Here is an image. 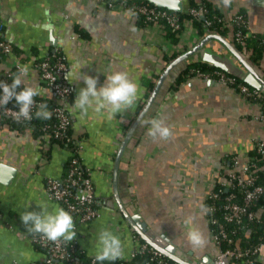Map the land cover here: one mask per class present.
Returning <instances> with one entry per match:
<instances>
[{"label":"crops","instance_id":"1","mask_svg":"<svg viewBox=\"0 0 264 264\" xmlns=\"http://www.w3.org/2000/svg\"><path fill=\"white\" fill-rule=\"evenodd\" d=\"M212 1L226 18L244 12L249 31L264 34V0H231L228 6L223 0ZM0 19L14 48L8 61L19 60L29 68L24 86L37 87L42 92L39 96L53 97L32 63L55 47L68 63L67 74L73 70L68 80L74 92L67 108L74 134L81 136L80 154L90 170L100 212L86 223L73 217L74 241L89 256H95L99 233L108 230L121 241L118 259H129L139 242L116 201L113 181L119 148L137 118V107L146 98L144 78L160 76L171 53L191 50L211 32L199 34L188 23L174 45L164 29L141 24L130 11L109 7L102 0H0ZM214 33L235 45L230 28ZM243 51L247 59L249 54ZM224 56L240 64L219 40L210 39L171 71L159 100L129 140L119 167L118 188L124 206L159 237L169 238L176 254L194 264L211 261L218 251L205 209L212 179L233 154L245 160L254 140L264 132V122L256 118L260 105L233 87L194 75L170 88L189 62L214 64L212 59ZM255 69L264 78V53ZM116 71L126 73L139 86L130 109L113 116L92 108L86 114L72 109L79 89L86 86L83 75L97 78L100 87L106 76ZM76 73L81 74L79 80H74ZM153 119H162L170 129L168 140L154 141L148 136ZM43 147L44 140L35 137L29 125L5 122L0 126V264H42L46 258L35 246L20 213L27 208L42 211L39 204L48 212L63 208L48 198L46 184L48 178L63 176L69 152L55 144L47 159ZM186 218L204 233L207 243L203 248L193 249L187 241Z\"/></svg>","mask_w":264,"mask_h":264},{"label":"built area","instance_id":"2","mask_svg":"<svg viewBox=\"0 0 264 264\" xmlns=\"http://www.w3.org/2000/svg\"><path fill=\"white\" fill-rule=\"evenodd\" d=\"M102 1H105L109 7L128 10L135 16H143L148 23L155 24L162 29L167 25L177 29L181 27L178 12L155 4L134 1L131 5L126 6V4L124 5V0L120 4H115L114 0ZM205 10L203 5L198 8H192L191 6L189 8V12L194 16H200L201 18L204 16L203 20L206 26H211L217 21L218 27L215 31L218 32L230 28L235 42L240 44L245 42L246 36L250 34V31L247 27L248 21L244 12H237L231 18H226L223 15L213 19L205 16ZM188 23L192 24L190 20L184 22L185 25ZM57 50L60 51L55 47V51ZM0 51L5 55V59L0 61V71L11 75L13 68L18 73V66L26 67L19 60L16 62L8 61L13 55L14 48L13 44L4 35L3 23L0 25ZM246 53L249 54V51L246 50ZM32 65L38 71L40 79L52 91L55 104L47 107L51 115L55 114L58 117L59 128L56 132L58 134L65 132L72 124L67 106L69 97L74 92L66 76L68 63L63 58V55L54 54V59L44 57L34 61ZM197 74L205 79H214L219 83L233 87L244 97L257 103L264 95L263 89L241 82L235 75L229 74L224 70L198 71ZM34 100L35 104L32 108L33 118L35 116L34 113L38 110V105L44 104L41 100ZM17 110L18 106H13L10 103L7 106L0 107V126L5 122L27 123L33 119L30 121L23 119L17 121L15 119ZM256 118L264 122V111H260ZM50 136L49 133L41 135L40 138L44 140L43 150L49 149ZM81 149L82 142L80 139L76 151L71 157L70 170L67 177L65 179L62 177L58 179L48 178L46 192L49 199L58 202L80 222L86 223L99 217L100 212L97 207L95 185L91 176L85 174L86 172L90 173V170L83 162L80 154ZM252 149H256L258 156L248 154L246 159L242 161L241 155L233 154L224 160L223 168L217 170L215 177L211 181L212 186L206 196V198L211 199V203L206 205L205 209L212 240L217 245L218 251L210 262L198 260L195 264H238L237 261L244 257L247 259V264H264V235L259 245L247 248L242 247L240 236L243 230L249 232L245 228L247 221L260 220L264 213V207L259 205L264 198V182H257L260 174H264V137L256 138ZM216 187L217 189H214ZM234 187L242 189L240 199H237V193L232 190ZM224 190L229 193L221 199ZM218 200L223 201L221 206L223 211L222 220L216 216L219 209L218 204H216ZM32 239L37 248L47 251L46 258L42 264H68V262L80 264V261L75 260L72 254L77 245L76 241L64 243L61 240L53 243L38 235H32ZM224 243H227L225 247H223ZM137 252H147L150 255L149 260L147 259L142 264H181L165 256L147 242L139 244L129 259L135 256ZM108 264H124V262L120 260Z\"/></svg>","mask_w":264,"mask_h":264},{"label":"clouds","instance_id":"3","mask_svg":"<svg viewBox=\"0 0 264 264\" xmlns=\"http://www.w3.org/2000/svg\"><path fill=\"white\" fill-rule=\"evenodd\" d=\"M224 5L228 6L231 0H223ZM28 73L27 67H19L18 73L13 76L11 83L0 81V107L7 106L10 101H14L18 106L15 119L20 121H30L33 118L32 108L35 104L34 98L42 92L37 87L25 86L23 77ZM73 75L71 69L67 74ZM81 78L80 73L75 74L74 80ZM72 80V81H74ZM85 87L79 89L76 99L72 103V109L86 114L89 108L96 112L105 111L109 116L116 115L123 110L132 107L139 93L138 84L126 73L116 71L106 76L105 83L97 87V78L91 75H83ZM38 119H50L51 113L46 104L38 105V110L34 113ZM148 136L154 141L157 139L168 140L171 137L170 129L163 123L162 119L150 121ZM42 211H29L25 209L20 213L21 221L25 225L27 232L38 235L47 241L56 243L72 242L77 235L73 216L63 208L48 212L47 209L39 204ZM187 228L186 239L193 249H201L206 243L204 233L192 224L191 219L184 220ZM99 249L94 257V264H103L106 260H116L122 255V244L119 237L108 230H103L98 237Z\"/></svg>","mask_w":264,"mask_h":264},{"label":"trees","instance_id":"4","mask_svg":"<svg viewBox=\"0 0 264 264\" xmlns=\"http://www.w3.org/2000/svg\"><path fill=\"white\" fill-rule=\"evenodd\" d=\"M122 0H114L115 4H120ZM139 2V3H148V4H153L147 0H124V5L126 4V6L131 5L132 2ZM190 1V5L192 8H198L200 5H203L205 7V16L208 18H217L219 16H223L222 13L219 11V9L217 8L216 4L214 3V1L212 0H189ZM178 16L180 18V22H181V27L180 28H174L172 26H165V33L166 36L169 38V40L174 44H178L180 41V34L184 31V27L185 24L184 22L186 20H190L193 24V27L196 28L197 33L199 34H204L206 31H209L211 33L217 32L215 31L216 28L218 27L217 21L214 22L213 25L211 26H206L203 18H201L200 16H194L191 12L188 13H180L178 12ZM138 21L141 24H147L148 22L144 19L143 16L138 15ZM2 24V21L0 19V25ZM226 30V29H225ZM249 30V29H248ZM235 46L239 51H243L246 52V50L249 51V56L247 57V59L249 60V62L255 67V68H259L260 66V59L264 53V34L262 33H256V32H251L250 34H248L246 36L245 42L243 44L237 43L235 42ZM181 53V50H175L173 53H171L168 57H167V61L168 63L171 62L172 60H174L175 58H177ZM54 54H57L58 56L62 55V53H60V51H55V49L51 50L50 53L46 56L49 57L51 59H54ZM64 58V57H63ZM2 59H5V55H3V53L0 51V61H2ZM216 69L219 70H224L212 63H208L205 61H193V62H189L176 76V79L174 81V84H172L170 86V88H177L181 83H183L184 81H186L187 79H189L191 76L194 75H198V71L201 72H212ZM225 71V70H224ZM227 72V71H226ZM229 73V72H227ZM17 74L16 69L13 68L11 75H8V73H5L3 71H0V81L3 82H8L11 83L13 76ZM231 74V73H229ZM233 75V74H232ZM157 77H160L158 75L153 76L152 78H144V85L147 88V94H146V98L145 100L139 104V106L136 109V117L139 115V113L144 109V107L146 106V102L147 99L149 98L150 94L152 93L156 82H157ZM237 77V76H236ZM238 80H240L241 82L247 83L245 82L243 79L237 77ZM248 84V83H247ZM21 87H25L23 84ZM160 92L159 91L156 101L155 103L159 100L160 97ZM73 95V94H72ZM72 97V96H71ZM71 97H69V101L71 100ZM34 99L37 100H41L44 104H46L47 106H54L55 101H54V97L47 98V97H42L37 95ZM11 105L13 106H17L15 104L14 101H10L9 102ZM154 103V104H155ZM153 104V105H154ZM258 104L260 105V109L261 111H264V95L258 100ZM153 108V106H152ZM149 115V112L148 114ZM72 120V118H71ZM11 124H13L14 126L16 125H29L32 128L33 134L35 135V137H41V135L49 133L50 136V146L48 150H43V156H45L47 159L50 158L51 156V151H52V147L55 144H58L64 148H66L69 152V156H68V160L65 163L64 166V174L62 176L63 179H65L69 173L70 170V162H71V157H73V153H75L76 151V147L78 145V141L81 139V136H77L74 134V130H73V126L71 124V127H68L67 130L65 132L62 133H57L56 130L59 128L58 124V117L57 115L53 114L51 115L50 119H38L34 116V118L27 123H21V122H10ZM251 156H258V152L256 151V149H252L250 151ZM87 176H90V173L86 172L85 173ZM264 174H260V178L257 180V182L263 183L264 182ZM214 189H217L214 188ZM232 190H234L237 193V199H240L241 194H242V189L238 188V187H234ZM229 193L226 192L225 190L223 191V194L221 195V199L225 197V195ZM211 203V199L210 198H206L205 199V204L208 205ZM222 200H218L216 201V204H218V210L216 213V216H218L219 219L222 220ZM259 205L264 207V198L260 201ZM98 207V204H97ZM246 229L249 230V232H245V230H243V232L240 233L241 236V244L242 247L247 248V247H255L257 245H259L262 242V236L264 235V213L262 215V217L260 218V220H254V221H247ZM135 237L138 240L139 244L145 243L144 239L136 232L134 231ZM227 243L223 244V247H225ZM43 250V249H42ZM45 253H47L46 250H43ZM73 257L75 260L80 261V264H94V257L95 256H89L84 250H82L78 245H76V248L73 250L72 252ZM150 255L145 252H137L135 256H133L131 259H127V260H123V259H116V260H106L103 262V264H108L110 262H118L120 260H123L124 264H142L143 262H145L147 259L149 260ZM246 257L241 258L237 261L238 264H247L246 262ZM68 264H73V262H68ZM259 264V263H256Z\"/></svg>","mask_w":264,"mask_h":264},{"label":"water","instance_id":"5","mask_svg":"<svg viewBox=\"0 0 264 264\" xmlns=\"http://www.w3.org/2000/svg\"><path fill=\"white\" fill-rule=\"evenodd\" d=\"M147 1L159 7H164L180 13H188L189 8L191 6L189 0H147ZM202 18H204V16H202ZM210 39L219 40L223 45H225V47H227V50L230 52V54L236 57L240 63L239 65L235 64L231 59L224 56V57H218L212 59L213 63L216 66L243 79L249 85L264 90V78L258 73L255 67L244 57V55L235 47L234 44H232L229 40L225 39L221 34L211 33L209 35H206L204 38L200 40V42H198V44L195 47H193L191 50L183 54H180L177 58L172 60L166 66V68L160 75L159 79L157 80L156 85L146 102V106L139 113V115L137 116V118L135 119L129 130L127 131L122 141L118 151L115 170H114L113 182H114L115 198L125 218L129 221L133 229L144 239L145 242H147L149 245L162 252L165 256L181 264H194V263L176 254L177 248L170 242L169 238H165L164 236H163L164 238L159 237V235H157L145 221L139 219L140 216L138 217V215L137 216L134 215L133 213H131V211L128 208L124 206L118 188L119 167H120L121 157L129 140L135 133L141 121L144 120L147 113L153 106L156 97L159 91L161 90V87L165 82L166 78L168 77V75L178 64H180L182 61H187V59H189V57L196 50L203 47ZM208 261L210 262V260Z\"/></svg>","mask_w":264,"mask_h":264},{"label":"rangeland","instance_id":"6","mask_svg":"<svg viewBox=\"0 0 264 264\" xmlns=\"http://www.w3.org/2000/svg\"><path fill=\"white\" fill-rule=\"evenodd\" d=\"M259 135H262V136L264 137V132H263V133H261V134H259ZM242 161H244V158H242Z\"/></svg>","mask_w":264,"mask_h":264}]
</instances>
